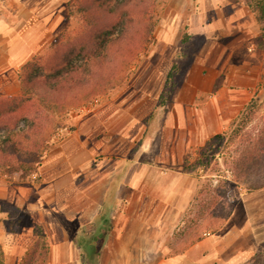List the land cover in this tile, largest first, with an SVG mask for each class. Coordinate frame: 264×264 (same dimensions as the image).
<instances>
[{
	"label": "crops",
	"instance_id": "obj_1",
	"mask_svg": "<svg viewBox=\"0 0 264 264\" xmlns=\"http://www.w3.org/2000/svg\"><path fill=\"white\" fill-rule=\"evenodd\" d=\"M212 1L215 7L220 4L224 8L228 0ZM41 2L5 0L17 21L11 26L5 18L0 20V49H5L6 59L12 65L21 62L22 56L25 63L41 46L39 42L44 34L38 31L36 23ZM221 10L217 9V17L201 25L196 35L204 40L198 56L201 62L195 63L198 73L209 80L211 77L214 83L223 76L224 82L209 94L202 108L203 118L211 115L210 121H198L199 108L194 100L175 101L167 107L159 153L153 154L151 143H147L145 150L150 151L135 162L129 161L127 170L105 165L95 172L91 164L89 169L86 166L84 179H81L83 166L76 164V155L43 154L38 163L39 183L31 180L28 186L4 184L0 187V245L5 253V264L24 261L26 252L39 237L38 230L51 240L52 264H77L78 251L81 256L77 239L100 237V230L106 238L99 264L100 259L101 264H254L256 260L264 261V186L238 192L241 196L234 210L225 223L218 222L219 227L212 233H208L206 227L195 232L190 230L181 248L165 241L168 237L165 232L172 228L173 222L184 226L189 222L190 211L198 200V192L189 185L187 167L192 156L199 157L208 140H200L199 135L197 140L190 137L189 116L194 115L198 133L200 129L224 130L229 123L225 122V115L230 111L238 114L240 110L234 108L251 100L261 80L257 69L264 65V51L259 45L263 35L255 14L243 7L230 12ZM23 11L26 13L22 16ZM43 17L46 23L51 14ZM240 60L247 66L241 65ZM2 73L0 67V75ZM156 100L150 98L147 106L140 107L137 122L127 128L129 141L144 135L145 119L155 112ZM172 114L179 120L175 125L171 122ZM196 148L199 153L191 156L190 151ZM201 171L197 170L198 177H202ZM112 239L118 244L115 250L109 244ZM106 244L109 249H103Z\"/></svg>",
	"mask_w": 264,
	"mask_h": 264
},
{
	"label": "rangeland",
	"instance_id": "obj_2",
	"mask_svg": "<svg viewBox=\"0 0 264 264\" xmlns=\"http://www.w3.org/2000/svg\"><path fill=\"white\" fill-rule=\"evenodd\" d=\"M71 1L73 0H42L41 8L37 12L36 23L38 31L44 35L39 42L41 45L39 50L33 56L40 55L48 58L53 54V42L57 38L62 37V41L65 42L67 38L72 39L77 36L79 30L81 32V20L70 13ZM146 1L150 6V12L146 17L137 15V8H132L133 16L139 21L128 30V34L132 37L135 38L137 35L138 50L133 60L122 62L130 45L128 42L130 39L126 37L116 45V49L119 48L120 51L110 53L111 56L104 66V75L102 80L97 82V86L93 81H87L84 85H76L74 88L66 85L63 91L55 93L62 98L52 103L55 107L53 111H44L42 104L32 108V111L38 109V117L37 125L30 134V140L25 141L26 148L30 152L34 153L39 150L42 155L45 153L76 155L78 159L76 164L83 166L81 179H84L86 166L89 169L91 164L95 172L104 168L105 165L107 168L127 170L126 165H129V161L135 162L150 151L145 150L147 143H151L153 154L159 153V146L163 141L161 133L163 123L167 118V107L172 106L175 101L194 100V105L199 108L198 121H210L211 115L207 114L203 118L202 108L209 100V94H213L216 87L222 86L224 82L223 76L214 83L211 77L209 80L198 73L195 63L199 65L201 62L198 56L201 55L204 40L196 36L197 31L201 25L217 17V9L222 8L221 12L223 10L230 12L239 7L248 10L247 7L242 3L235 4L233 0H228L224 8L220 4L219 7H215L212 0ZM221 12L220 15H222ZM25 13L26 11H23L22 16ZM46 14H51V17L45 23L43 16ZM3 18L11 26L16 24V15L9 10L5 0H0V20ZM146 23L151 25V30L148 40L142 41L145 33L143 26ZM259 45L264 51V36ZM6 57L5 49L1 48L0 64L2 66L0 67L3 73L0 75V98L31 97L35 101L36 98L43 96L45 89H39L36 91L38 93L32 94L23 85L22 78L25 76L23 66L32 57L24 63L22 56V61L14 65ZM262 60L263 58L260 64ZM240 64H244L242 60ZM174 65H177L178 69L173 72ZM244 66L247 65L244 64ZM257 70L261 73V80L249 98V100L255 98L258 101L257 108L254 117L246 127L242 128L239 137L235 140L224 141L220 147L213 146L214 149L216 148V155L209 164L206 162L205 167H201L202 177H198L197 170L192 169L196 167L197 162V157L192 155L198 154L200 150L196 148L195 151H190L192 160L188 161L187 167L190 169L189 185L195 192H198V200H195V205L190 211L189 222L185 226L182 223L178 225L176 221L173 222L172 228L165 232L168 236L165 240L166 244H174V246L178 244L181 248V242L190 230L195 232L208 226V233H212V230L219 227L218 222L225 223L229 214L234 210L236 201H239L240 193L243 190L247 191L251 183H258L261 177H264V153H261L260 162H254L258 173L253 181L242 178L240 172L234 169L238 159L245 155L249 147H252L249 141H254L264 129V65ZM171 73L169 86L166 88ZM91 92L94 94L89 98H82ZM76 93L81 97L73 102L72 98ZM150 98L152 100L156 98L157 105L155 112L145 119L144 135L129 141L126 138L127 128L132 122H137V112L140 107L147 106ZM246 105L241 102L238 108H234L240 110L238 114H232L233 111H230V114L225 115L227 118L225 122H229V125H225L224 130L204 131L200 129L198 133L192 114L188 119L189 128L192 129L190 137L197 140L199 135L200 140L204 138L210 140L223 132L228 131L231 134L233 128L230 123L240 115ZM178 121L172 114L171 122L175 125ZM35 141L40 143L39 148L34 144ZM205 149L207 153L209 148ZM183 178L182 181L185 182V176ZM40 179L39 174L22 178L17 174L10 176L0 172V187L4 184L28 186L31 180L39 183ZM36 232L39 237H36L34 242L38 241L40 247L44 243L48 245L49 253L46 264H52L51 240L43 234V231ZM107 244L103 249H109ZM109 244L113 250L118 247L113 239ZM80 253L81 256L78 251L77 264L84 263V253L81 248ZM107 258L106 256L104 259L107 261ZM263 263L264 261L260 259L254 264Z\"/></svg>",
	"mask_w": 264,
	"mask_h": 264
},
{
	"label": "trees",
	"instance_id": "obj_3",
	"mask_svg": "<svg viewBox=\"0 0 264 264\" xmlns=\"http://www.w3.org/2000/svg\"><path fill=\"white\" fill-rule=\"evenodd\" d=\"M233 1L235 4H244L249 11L255 14L264 36V0ZM70 6L71 15L78 17L82 22L81 32L79 30L77 36L72 39L69 37L65 42L62 41V37L57 38L53 42V54L50 57L36 55L23 66L25 76L22 81L26 90L36 94L39 89H45V94L36 98L35 101L31 97L0 98V172L3 174L10 176L17 174L22 178L38 174V163L42 153L39 150L32 153L25 145V141L30 140V134L37 125L38 109L32 111V108L42 104L44 111H53L55 107L52 103L58 102L62 98L55 93L63 91L66 85L74 88L76 85H84L87 81H93L97 86V82L101 81L104 75V66L111 56L110 53L112 51L119 52L116 45L126 37L130 39V41L128 40L130 45L122 62L133 60L138 50L137 35L135 38L132 37L128 34V30L138 20L133 16L132 8H137V15L145 17L150 12V6L146 0H73L70 2ZM143 27H145V33L142 41H147L151 25L146 23ZM172 68L174 72L178 66L174 65ZM170 75L172 73L169 74L166 88L169 86ZM172 81L174 80L172 79ZM93 94L94 92L85 94L82 98H89ZM73 97L72 100L75 102L81 95L76 93ZM257 103L255 98L247 102L240 115L230 124L233 128L231 134L228 131L223 132L207 141L199 153L196 167L192 168L193 170L205 167L206 162L209 164L214 159L216 148L214 149L213 146L220 147L224 141L235 140L239 137L242 128L246 127L254 117ZM262 134H264V129L254 141H249V145L252 147L246 150L245 155L239 158L238 163L234 166L242 178L245 177L253 181L257 177L258 170H255L254 162H260L261 153H264V136ZM34 144L39 148L38 141H35ZM205 148H209L207 153H205ZM263 186L264 177H261L258 183H251L248 190ZM208 228L207 226L206 229ZM102 231H99L100 237L86 236L77 239V245L84 253L83 264H99L100 250L106 238L102 237ZM202 236L198 235L197 237ZM48 253L47 244L44 243L40 247L38 241H35L20 264H46ZM4 262L5 253L0 245V264H5Z\"/></svg>",
	"mask_w": 264,
	"mask_h": 264
}]
</instances>
